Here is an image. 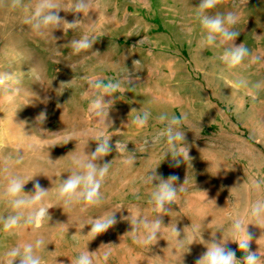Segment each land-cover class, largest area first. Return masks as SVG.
Wrapping results in <instances>:
<instances>
[{"label": "rangeland", "instance_id": "rangeland-1", "mask_svg": "<svg viewBox=\"0 0 264 264\" xmlns=\"http://www.w3.org/2000/svg\"><path fill=\"white\" fill-rule=\"evenodd\" d=\"M60 2L70 6L73 0ZM199 2L92 0L84 16L59 12L69 22L82 20L80 27L41 36L24 23L23 10H12L10 0H0V73H12L9 83L21 89L9 102L0 87V188L7 182V167L29 180L25 193L36 182L49 189L46 203L51 205V219L45 218L39 228L0 232V259L17 244L42 238L45 247L38 254L46 264H72L86 248L95 252L96 264H105L104 252L110 253L106 264H195L207 250L201 237L206 243L228 240L225 246L242 259L238 244L231 241L237 212L253 236L251 250L264 259V222L247 215L251 202L264 200V91L253 100L246 89L234 87L241 79L249 88L264 80V0H223L209 13H237L240 35L234 43H244L258 58L231 70L219 60L220 49L202 46L194 18ZM23 3L31 11L36 0ZM85 34L95 38L93 48L73 54L71 41ZM144 36L148 42L139 44ZM94 75L129 81L109 110V129L88 113L89 101L82 95L85 77ZM141 108L153 113L144 129L132 123L138 114L132 110ZM161 112L187 115L182 130L190 160L179 167L170 154L164 159V125L154 119ZM95 129L111 137L110 154L98 161H112L101 189L104 201L86 210L81 205L65 208L56 201L55 189L70 175L73 155L95 150ZM72 134L75 138L67 143L63 137ZM33 141L39 147L29 148ZM117 141L125 151L117 150ZM17 156L23 157L18 164ZM128 157H134L133 164L125 162ZM155 168L164 178L178 176L177 187L186 179L185 191L163 216L166 228L157 234V243L146 248L125 235L131 225L121 217L136 210L148 220L156 217L148 204L152 186L144 183ZM254 181L260 183L258 191L250 190ZM113 211L118 223L94 240L86 235L91 225L81 230L91 218ZM10 212L0 202V215ZM175 226L182 242L172 236Z\"/></svg>", "mask_w": 264, "mask_h": 264}, {"label": "clouds", "instance_id": "clouds-1", "mask_svg": "<svg viewBox=\"0 0 264 264\" xmlns=\"http://www.w3.org/2000/svg\"><path fill=\"white\" fill-rule=\"evenodd\" d=\"M222 3L223 0H200L198 7H195L194 18L201 27L202 46L220 49L219 60L227 69L231 70L242 66L246 60L254 62L258 58L252 56L249 48L244 43L239 45L234 43L240 35V32L235 30V26L239 22L237 13L215 12V14H209L211 10L216 9ZM8 7L12 10H23L26 13L24 23L28 24L34 33L43 36L48 31L53 32L56 29H62L66 32L80 27L82 20L74 19L69 22L61 17L59 12L64 10L73 14H83L84 16L92 9V0H73L70 6L63 5L60 0H36L31 11H29V6L23 3V0H10ZM95 42V38L88 34L71 41L73 54L78 55L92 49ZM146 42H148V38L144 36L138 43L143 44ZM138 63L135 62V64ZM85 79L87 90L82 95L89 101L88 113L97 118L103 128L109 129L112 126L109 119V110L118 98L117 94L123 91V88L129 82L128 78L126 81H122L94 75L85 77ZM10 81H13L12 73H0V87L4 88L6 99L12 102L20 94L21 89L12 86L9 83ZM234 87L246 89L251 98L255 100L257 94L264 91V80L255 82L249 88L248 82L241 79L235 82ZM133 111L138 113L132 121L138 129L146 128L149 121L153 119V113L146 108H141L139 111L133 109ZM42 115L45 119L44 114L40 116ZM154 119L164 125L160 132V135L166 138L167 148L163 154L164 159L170 154L175 167H179L182 161L190 160L189 148L185 143V132L182 130L187 115L181 113L180 116H176L175 114L161 112ZM74 138L75 134L63 137L67 143ZM110 139L111 137L104 135L103 129H95L92 132V140L97 145L95 150L88 154L84 153L71 157V168L68 172L70 175L66 179L60 180L55 189L56 201L62 204L63 207L81 205L82 210H86L103 203L104 197L101 189L109 177L112 161L102 164L98 161L103 160L104 157L110 154ZM28 147L37 148L39 144L33 141ZM116 148L119 152L125 151V145H121L119 141L116 143ZM22 159V156H17L14 162L18 164ZM125 162L133 164L134 157H128ZM156 169L149 171L144 177V183L152 186L148 204L153 207L154 212L157 214L156 217L148 220L140 214L139 210H136L134 215L121 217L131 225V231L125 233V235H129L135 243L146 248L157 243V234L159 233L161 236V230L166 228L163 224V216L172 211L171 206L175 205L180 194L185 191L186 179L181 186L177 187L178 176L171 175L164 178L157 174ZM3 171L7 173V182L0 188V202L6 203L11 212L7 215H0V232L5 234L19 232L26 225L39 228L45 218L50 220L49 209L51 205L46 203L49 189L43 188L39 182H36L33 185V191L25 193L24 187L29 180L26 181L20 175L9 173L7 167ZM154 181H156L155 184ZM259 189V182L254 181L250 186L252 191H258ZM115 212L91 218L81 225V230L86 225H91L86 235L94 240L118 223ZM229 215H232V213L230 212ZM247 215L257 222H264V200L257 199L251 202L247 209ZM232 232L235 239L231 241L237 243L239 250L245 253L242 259H237L235 251L225 246L228 240L217 241L213 239L206 243L201 237L202 244H205L207 250L195 261V264H264L261 255L251 250L250 244L253 236L246 232L243 218L238 212L232 225ZM241 232L244 233L243 238L240 237ZM172 236L177 242L183 240L177 239L180 232L176 226L172 229ZM44 247L45 242L42 238L36 239L34 243L17 244L5 252L3 258L0 259V264H46L45 260L38 254ZM109 255V252L103 254L105 264L109 259ZM94 256L95 252H89L86 248L78 253L72 264H96Z\"/></svg>", "mask_w": 264, "mask_h": 264}, {"label": "water", "instance_id": "water-1", "mask_svg": "<svg viewBox=\"0 0 264 264\" xmlns=\"http://www.w3.org/2000/svg\"><path fill=\"white\" fill-rule=\"evenodd\" d=\"M239 255H241V256H242V255H245V253H244V252H242V251H240V252H239Z\"/></svg>", "mask_w": 264, "mask_h": 264}]
</instances>
